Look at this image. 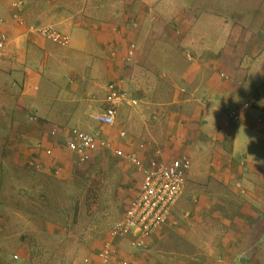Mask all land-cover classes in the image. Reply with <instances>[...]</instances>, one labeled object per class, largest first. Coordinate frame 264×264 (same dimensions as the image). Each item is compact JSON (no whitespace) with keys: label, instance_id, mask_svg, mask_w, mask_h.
Instances as JSON below:
<instances>
[{"label":"crops","instance_id":"0c3cea01","mask_svg":"<svg viewBox=\"0 0 264 264\" xmlns=\"http://www.w3.org/2000/svg\"><path fill=\"white\" fill-rule=\"evenodd\" d=\"M260 1L243 8L219 0H0V34L9 38L0 58V264H34L33 227L50 228L45 190L86 164L67 149L72 129L100 132L146 166L195 153L211 181L144 248L132 245L135 236L117 241L111 264H264V167L253 149L255 141L264 147V83L248 82L264 55ZM214 24L218 34L209 37ZM46 26L69 35V46L29 30ZM112 83L130 98L109 129L94 117ZM97 153L136 175L126 177L135 185L129 205L142 174L111 151L89 158ZM98 252L86 264H102Z\"/></svg>","mask_w":264,"mask_h":264},{"label":"rangeland","instance_id":"374dc122","mask_svg":"<svg viewBox=\"0 0 264 264\" xmlns=\"http://www.w3.org/2000/svg\"><path fill=\"white\" fill-rule=\"evenodd\" d=\"M235 1L238 0H219L217 5L226 3L229 6ZM237 4L243 8H255V0H241ZM212 7L216 6L212 5ZM202 17L221 22L214 15L203 14ZM216 34L218 32L215 24L211 30L207 29L209 37ZM255 65L260 67L261 73L257 77L250 75L248 82L259 84V81H262L264 83V55ZM258 90H260L259 93L264 94V88H258ZM91 130V127L88 128V131ZM5 131L4 127H0V136H4ZM252 140L255 141L254 138ZM253 149L264 167V147L261 142L255 141ZM182 155L184 153L180 152L179 156ZM194 156L197 155L193 153L192 158H189L192 160V168L187 174L183 195L173 207L172 212L176 217L180 215L181 210L189 207V203L193 200L201 199L200 195L211 185L209 177L206 176L207 171L201 168V163L200 167L194 163L197 158ZM233 159L236 163L240 162V154H234ZM116 165L115 158L97 153L85 165L75 166L67 180L52 179L51 187L44 192L49 198L48 204L44 205V210L51 219L50 228L45 227L42 222L35 223L33 232L36 238L32 243L34 247L32 263L86 264L92 260L98 252L97 246L102 243L108 230L123 218V212L125 213L135 187L133 183L128 185L129 180L126 177L134 180L136 175L126 171L127 164H120L118 167ZM247 202L255 206L251 199ZM253 209L254 207L250 206L243 210L246 213ZM74 210L77 211L75 218ZM168 235L172 238L175 232L169 231Z\"/></svg>","mask_w":264,"mask_h":264},{"label":"built area","instance_id":"2783aa9c","mask_svg":"<svg viewBox=\"0 0 264 264\" xmlns=\"http://www.w3.org/2000/svg\"><path fill=\"white\" fill-rule=\"evenodd\" d=\"M20 4L14 3L13 7H18ZM15 19L22 22L18 15ZM29 30L62 47H67L71 43L69 35L59 32L52 26L30 27ZM8 45L9 38L5 34H0V58L5 56ZM135 51L136 46L133 44L130 50L131 57L134 56ZM129 98L127 91L115 83L110 84L107 88L105 108L94 119L101 127L114 128L118 111ZM243 106L249 108L250 105ZM230 121H239L237 110L230 111ZM226 125L229 126V123ZM100 135V132L93 135L72 129L66 143L67 149L77 155L83 164L87 163L90 154L97 150L111 151L116 157L135 166L143 178L140 190L129 203L123 218L113 224L102 240L98 258L102 264H111L118 253L115 248L117 241L135 236L132 245L136 248H144L148 237L159 227L169 223L173 207L183 195L191 160L182 157L170 164L152 161L146 166L139 158L115 148L113 142L103 139ZM126 136L125 132L120 133L121 138ZM141 148H144V145H141ZM46 153L51 155L52 151L47 150ZM122 264H130V262L126 260Z\"/></svg>","mask_w":264,"mask_h":264},{"label":"trees","instance_id":"16d2710c","mask_svg":"<svg viewBox=\"0 0 264 264\" xmlns=\"http://www.w3.org/2000/svg\"><path fill=\"white\" fill-rule=\"evenodd\" d=\"M241 0H238V1H235V4H234V6H240L239 4H237V2H240ZM261 1H264V0H261ZM260 1V2H261ZM262 4V3H261ZM53 182V181H52ZM51 182V183H52ZM44 200V202L46 203V205L48 204L47 203V201L49 200V198H48V196L47 195H45V198L43 199ZM74 218L76 217V215H77V211L76 210H74Z\"/></svg>","mask_w":264,"mask_h":264}]
</instances>
